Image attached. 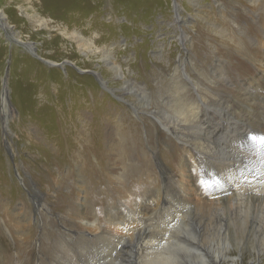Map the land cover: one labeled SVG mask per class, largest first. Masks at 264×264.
<instances>
[{
	"label": "rangeland",
	"instance_id": "rangeland-1",
	"mask_svg": "<svg viewBox=\"0 0 264 264\" xmlns=\"http://www.w3.org/2000/svg\"><path fill=\"white\" fill-rule=\"evenodd\" d=\"M2 14L0 264L67 263L92 222L132 226L134 264L169 240L264 264V0H0ZM120 123L136 135L124 155Z\"/></svg>",
	"mask_w": 264,
	"mask_h": 264
},
{
	"label": "bare ground",
	"instance_id": "bare-ground-1",
	"mask_svg": "<svg viewBox=\"0 0 264 264\" xmlns=\"http://www.w3.org/2000/svg\"><path fill=\"white\" fill-rule=\"evenodd\" d=\"M3 17H4L3 14H2V16L0 15V21H2ZM2 25L5 26L6 30L11 29L10 28L11 26H9L6 22H2ZM13 39H15V42H17L18 44L23 43L16 37H13ZM25 46H27V45H25ZM32 47H33V45L30 46V49ZM32 50L33 49H31V51ZM34 53H36V52H34ZM51 63L55 64L54 62H50V64ZM208 90L211 91L212 89L209 88ZM179 99H180V97H179ZM2 100H3V102H2L3 103L2 104L3 105L2 113H3V116L5 117L4 119L6 120L5 121V124H6L5 129L7 131V129H8V118L7 117H9V115H10L8 113H7L8 115L6 114V112L8 111V108H9V107H7V106H9V103H8L9 102V94H8V86L7 85H5V88L3 90ZM235 101L236 100L232 97H229L228 99H226V104H225L226 109L230 111V109L235 108L236 107ZM248 117L247 116L243 117V118H245L243 120V124H245V123L247 124ZM112 123H114V122H112ZM115 133L117 135V140H118L117 144H116L117 149H115V150L117 153L124 155V153L127 152L126 148L128 149V147L131 146V145H129V143H132V144L135 143L136 135L134 132L130 131L126 126H122L121 123L117 124V128H116ZM87 146H90V145H87ZM65 150H66V147H63L62 153L65 152ZM97 153H102V152H100V150L98 149ZM101 162H102V159H101V161H98V164H100ZM93 171L94 170L92 169V172ZM211 175L213 176L212 173H211ZM200 177L205 179L204 174L202 172H200ZM201 184L206 191H208L210 193L215 192V188H213L212 184L208 183L212 187V188H208V189L206 188L207 185H205L203 181ZM36 191H38V190H36ZM38 192H41V191H38ZM237 192H238V190H237ZM113 193H118V190L116 188H114ZM238 196L239 195L236 194L233 197L234 202H237V200L240 202L241 199ZM248 199H249V201H251L252 197L249 196ZM254 200L257 203V206L260 203L261 204L264 203L263 197H257L256 196V197H254ZM43 209H44V207H42L41 210H39V215L36 218L37 219L36 221H37V223L40 222V223L46 224L44 217H41V216H43V214H42ZM69 211H72V208L69 209ZM253 212H258V208L253 210ZM66 217H69V222H68V225L65 226V229H67L69 231L70 227L74 226V219H73V215L70 214V212H69L68 216H66ZM86 223H88V222H86ZM92 223L93 224H90L91 227L96 225L94 231H90L92 236H88V234L86 233V230L84 228H82V227L78 228L79 233L77 236V240L74 242L76 237H72V239L70 240L72 243L74 242L73 244H75V248L72 247L71 249H68L65 252V255H62L60 257V259L62 261H65L67 263L61 262L58 264H102L101 260L105 257H108V256L112 257L115 260L113 262V264H124V262L127 259H129L127 264H134V262L132 261V259L134 258V255L131 252V248H132V243L136 237V233H134L135 229L132 226H130V225L126 226L124 231L122 230V233H120L118 228L112 229V228L108 227L104 222H100L98 225L94 224L96 222H92ZM71 230H73V229H71ZM64 234H65L64 232L61 233V235H63V236H64ZM70 235L71 234H65V236H64L65 239H66V237H69ZM65 241L67 243H69L67 240H65ZM185 243H187V242L182 241V240H176V241L169 240V241L162 242V243H160V246H161L160 250H162V251L148 252L146 254V259L151 261V264H189L188 259H191V258L200 259L205 264H217L218 259L216 258V256H207V253L205 252V250L199 246H194L193 247L194 251L187 252L189 255L186 254L183 251V249L190 248V245H187ZM73 249L78 250V254H79L78 256L76 255V251H75V253H72ZM63 256L67 259H63L64 258ZM192 264H194V263L192 262Z\"/></svg>",
	"mask_w": 264,
	"mask_h": 264
},
{
	"label": "snow or ice",
	"instance_id": "snow-or-ice-1",
	"mask_svg": "<svg viewBox=\"0 0 264 264\" xmlns=\"http://www.w3.org/2000/svg\"><path fill=\"white\" fill-rule=\"evenodd\" d=\"M252 139L254 142H256L258 140V143L261 146V148H264V136H260L259 138L252 137Z\"/></svg>",
	"mask_w": 264,
	"mask_h": 264
}]
</instances>
